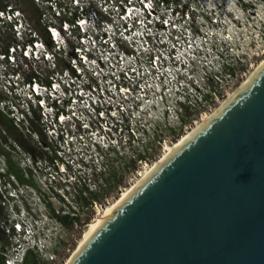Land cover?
<instances>
[{
	"label": "built area",
	"instance_id": "2783aa9c",
	"mask_svg": "<svg viewBox=\"0 0 264 264\" xmlns=\"http://www.w3.org/2000/svg\"><path fill=\"white\" fill-rule=\"evenodd\" d=\"M28 1L33 19L0 2V29L11 38L0 39V111L39 151L18 168L24 183L0 153V264L29 254L57 261L71 227L87 226L79 191L88 201L125 158L140 179L163 130L195 126L244 77L235 68L252 67L227 0ZM91 205L98 216L103 205Z\"/></svg>",
	"mask_w": 264,
	"mask_h": 264
},
{
	"label": "water",
	"instance_id": "95a60500",
	"mask_svg": "<svg viewBox=\"0 0 264 264\" xmlns=\"http://www.w3.org/2000/svg\"><path fill=\"white\" fill-rule=\"evenodd\" d=\"M67 264H264V62Z\"/></svg>",
	"mask_w": 264,
	"mask_h": 264
},
{
	"label": "rangeland",
	"instance_id": "374dc122",
	"mask_svg": "<svg viewBox=\"0 0 264 264\" xmlns=\"http://www.w3.org/2000/svg\"><path fill=\"white\" fill-rule=\"evenodd\" d=\"M6 1L19 6L33 19L35 10H33V7L28 0H3L0 2L3 3ZM225 3L229 10L238 16L237 22L242 26L241 33H243L244 37H246L249 41L251 58L248 63L251 62L252 67L248 69L245 68L246 65H239L235 68L238 69L237 75L244 73L245 77L252 72V68L256 67L262 59H264V0H227ZM2 31L4 30L0 29V39L2 40V44L5 46L11 43V38L5 31L4 33ZM244 77L241 78L243 81L245 80ZM241 79L237 78L236 85L234 88L232 87V89L238 87V83L242 81ZM192 121L198 120H184L179 126H172L169 130H163L159 145L154 143L151 146L152 149L149 152L150 154L145 157L150 164L156 162L158 158H160L162 153L161 146H168L170 143H175V141L179 140V137L185 135L186 132H189L190 129L193 128ZM33 127L35 126H32V128ZM23 132L24 131L21 128H16L12 121L8 120L4 115H2V113H0V151L2 150L7 155L9 150L14 151V154H12V157L10 156V158L11 162L17 169H24L25 163L27 164L28 162L35 160V157H39V151L37 149L38 146L35 140L30 136L25 135ZM18 151L25 153V158L27 160L23 161L24 163L21 162V157L17 153ZM110 169L111 170L103 174V187L93 191V193H99L101 196L99 202H96V204L101 206L103 205L102 210L107 205L110 206V203L116 200L125 189L129 188V186L135 182L134 170L137 169V163H131V160L125 158L122 162L117 161V163H113ZM32 173L33 176H35V173ZM27 175L28 173L24 174L25 177ZM106 178L110 179L109 182L105 181ZM106 187L110 188L107 193L106 189L102 190ZM80 206L83 215L81 220L88 226L90 220L96 219L95 210L93 205L86 207L80 204ZM87 226H82V224H80L78 229L71 227L72 230H69L67 242L58 251V260L50 264L66 263L81 241L83 232L87 229Z\"/></svg>",
	"mask_w": 264,
	"mask_h": 264
},
{
	"label": "bare ground",
	"instance_id": "6f19581e",
	"mask_svg": "<svg viewBox=\"0 0 264 264\" xmlns=\"http://www.w3.org/2000/svg\"><path fill=\"white\" fill-rule=\"evenodd\" d=\"M264 62V59H262V61L254 68H252V72L250 73V75L248 76V78L252 75V73ZM248 78L238 87L235 88L232 93H228L227 98L220 103V105H218V107L215 109L214 112H216L231 96H233L243 85L244 83L248 80ZM213 113H211L210 115H206L205 117L202 118V120H199L198 123L195 124V126H193V128L189 131L186 132L185 135L181 136V138L179 140H177L176 143H173V145H168V146H164V152L163 154H161L160 158H158V160L156 162H154V164L149 167L144 169L143 173H141V177L140 179H137L132 185L129 186V188L125 189L123 191L122 194H120V196L114 200L112 203H110V206L107 205L101 212H99L98 216H96V219L92 220L88 226L87 229L83 232L82 235V239L79 242V244L77 245L76 249L73 251V253L71 254L70 258L72 257V255L76 252V250L79 248V246L82 244V242L85 240V238L94 230V228L106 217V215L119 203V201L144 177L146 176L167 154H169L178 144H180L185 138H187L192 132H194L199 126H201L207 119H209ZM69 258V259H70ZM69 259L66 261L65 264H67V262L69 261Z\"/></svg>",
	"mask_w": 264,
	"mask_h": 264
},
{
	"label": "trees",
	"instance_id": "16d2710c",
	"mask_svg": "<svg viewBox=\"0 0 264 264\" xmlns=\"http://www.w3.org/2000/svg\"><path fill=\"white\" fill-rule=\"evenodd\" d=\"M32 129L34 131L38 132L36 127H33ZM0 153L4 156V160H5V165H6L7 171L9 173L13 174L17 178L18 182H21V183L26 182V180L22 176L21 171L19 169H17L16 166L13 165V163L11 162V159H10L9 155L5 154L2 150L0 151ZM109 180L110 179H108V178L105 179L106 182H109ZM115 183H118V182H115ZM107 187H108V185H107ZM107 187L102 189V190L106 189V193L110 190V188H107ZM80 193H81V191H79L78 195L76 196V200L79 201L80 203H82L81 205H84V206L89 205V202L90 203L99 202L100 197H101L99 195V193H89V198H88V201H87L86 199L81 197ZM60 221H61L62 224H64V226H66L68 228L71 225V220H68L67 218H61ZM23 264H45V263L39 262L33 255L29 254L25 258Z\"/></svg>",
	"mask_w": 264,
	"mask_h": 264
},
{
	"label": "flooded vegetation",
	"instance_id": "af4514ba",
	"mask_svg": "<svg viewBox=\"0 0 264 264\" xmlns=\"http://www.w3.org/2000/svg\"><path fill=\"white\" fill-rule=\"evenodd\" d=\"M2 100V97L0 96V101ZM0 113H1V111H0ZM32 156H34V155H32Z\"/></svg>",
	"mask_w": 264,
	"mask_h": 264
}]
</instances>
